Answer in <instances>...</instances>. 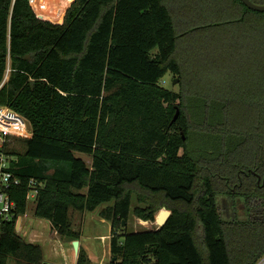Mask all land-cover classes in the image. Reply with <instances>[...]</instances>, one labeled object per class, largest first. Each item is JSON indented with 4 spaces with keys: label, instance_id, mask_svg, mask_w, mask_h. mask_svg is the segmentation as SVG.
<instances>
[{
    "label": "trees",
    "instance_id": "trees-1",
    "mask_svg": "<svg viewBox=\"0 0 264 264\" xmlns=\"http://www.w3.org/2000/svg\"><path fill=\"white\" fill-rule=\"evenodd\" d=\"M189 46L207 54L196 85ZM169 71L180 91L159 84ZM0 104L33 129L24 151L6 150L22 179L10 189L17 215L33 178L34 213L65 238H80L72 208L106 205L110 264L264 256V11L242 0H0ZM134 190L148 202L134 208L145 220L159 195L171 203L162 227L118 232ZM16 222L0 223V264H41V245ZM77 264H91L83 247Z\"/></svg>",
    "mask_w": 264,
    "mask_h": 264
},
{
    "label": "rangeland",
    "instance_id": "rangeland-1",
    "mask_svg": "<svg viewBox=\"0 0 264 264\" xmlns=\"http://www.w3.org/2000/svg\"><path fill=\"white\" fill-rule=\"evenodd\" d=\"M59 7L61 9L65 8L64 3H60ZM187 49L186 54L189 57L190 67H191V76H190V84L196 85L197 80V64H201L207 60V54L202 57L197 52V48L194 46H189ZM157 49L152 51V54H156ZM197 56L194 57V56ZM198 61V62H197ZM218 65H222V61L218 62ZM10 66V64L8 65ZM10 71L9 68L6 71V75L9 77ZM178 79L176 83H174V79ZM159 84L161 86L167 87L174 91H180L182 88L181 77L180 75L176 74L175 72L169 71L167 72L162 78H160ZM27 139V138H21ZM5 149L6 150H20L24 151L26 146L22 144L20 138H15L14 141L12 140L9 142ZM76 155L82 157L89 166L92 165V155L88 153L76 152ZM130 187H135L132 185ZM86 191V188L83 189V192ZM158 202V208L155 210L154 219L153 220H145L142 217L138 216L134 212V208L136 206H146L148 202H144L143 200L139 199L138 192L136 190L133 191V206L131 210V214L129 219L126 221L125 225H122L118 228L119 233H123L125 231L128 232H136V231H144L149 229H157L159 225L156 222V216L160 212L161 209L167 208L171 209V203L168 202L163 196L159 195L156 199ZM106 205H102L103 208ZM34 206H29L27 216H25V222L27 225H24V230L22 231V235H24V240L27 242H32L35 244L41 245L43 249V260L41 264H57L51 262L50 253L53 252L52 250V243L54 238L60 239L61 241L66 242V247L69 248L68 257H67V264H75L78 260L75 257V251L73 248L71 238H65V236L60 235L52 226L49 220L45 218H41L36 216L33 211ZM100 208V209H101ZM100 209L96 212H89V211H79L74 208L70 210L71 220L75 230L80 233L79 240L80 248L83 247L86 249L88 256L91 260V264H110L112 261V251H111V239H112V222L107 219L106 217L100 214ZM173 212V210H172ZM53 237V238H52ZM59 247V246H58ZM55 249V247L53 246ZM264 258V256L262 257ZM261 258V259H262ZM59 259V257H56ZM260 259V260H261ZM259 260V261H260ZM7 264H16L15 259L10 257L8 259Z\"/></svg>",
    "mask_w": 264,
    "mask_h": 264
},
{
    "label": "built area",
    "instance_id": "built-area-1",
    "mask_svg": "<svg viewBox=\"0 0 264 264\" xmlns=\"http://www.w3.org/2000/svg\"><path fill=\"white\" fill-rule=\"evenodd\" d=\"M8 78L6 75L5 81ZM32 134V125L28 119L11 107L0 104V223L16 218V225L18 221L20 222L19 227H16V231L22 237H24L22 235V231L24 230L23 226L27 225L25 216H27L29 206L37 198L39 187L42 183H39L33 178L28 181L29 189L26 195L27 211L25 214L17 215V204L11 197L10 189L20 185L22 179L12 167L13 161L17 160L16 156L8 153L5 147L15 138H28ZM257 264H264V258L258 261Z\"/></svg>",
    "mask_w": 264,
    "mask_h": 264
},
{
    "label": "water",
    "instance_id": "water-1",
    "mask_svg": "<svg viewBox=\"0 0 264 264\" xmlns=\"http://www.w3.org/2000/svg\"><path fill=\"white\" fill-rule=\"evenodd\" d=\"M242 1L246 6H248L249 8H251L253 10L264 11V3H257V2H254L253 0H242ZM177 81H178L177 78L174 79V83H176ZM179 113H180V109L177 106V111L174 115L173 121H175L178 118ZM171 214H172V210H170V209L163 208L160 210V212L157 214V216L155 218L157 224L159 225V228L162 227L167 222V220L169 219ZM19 223L20 222L18 221V223L16 225L17 228L19 227ZM125 224H126V220L123 221V225H125ZM72 244H73V248H74L76 257L78 258L79 252H80V240L75 239L72 241ZM113 259L115 260L116 257H114ZM76 264H77V262H76Z\"/></svg>",
    "mask_w": 264,
    "mask_h": 264
},
{
    "label": "crops",
    "instance_id": "crops-1",
    "mask_svg": "<svg viewBox=\"0 0 264 264\" xmlns=\"http://www.w3.org/2000/svg\"><path fill=\"white\" fill-rule=\"evenodd\" d=\"M72 228L74 231H77V230H75L73 223H72ZM52 240H53L52 245L55 247V249L52 246L53 252H51L50 256H49V257H51V259H50L51 262H54L57 264H67L66 261H67V257H68L69 248L65 246L66 242L61 241L60 239H56V238H54ZM80 243H81V241H80ZM87 251H88V249H87ZM56 257H59V259H56ZM75 257H76V255H75Z\"/></svg>",
    "mask_w": 264,
    "mask_h": 264
}]
</instances>
